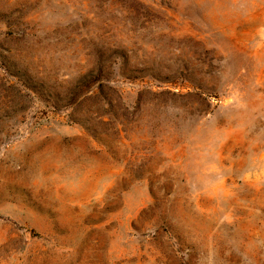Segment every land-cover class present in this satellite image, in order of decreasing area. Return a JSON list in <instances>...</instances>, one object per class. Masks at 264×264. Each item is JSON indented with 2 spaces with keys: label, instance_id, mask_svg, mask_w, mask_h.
Listing matches in <instances>:
<instances>
[{
  "label": "rangeland",
  "instance_id": "obj_1",
  "mask_svg": "<svg viewBox=\"0 0 264 264\" xmlns=\"http://www.w3.org/2000/svg\"><path fill=\"white\" fill-rule=\"evenodd\" d=\"M0 264H264V0H0Z\"/></svg>",
  "mask_w": 264,
  "mask_h": 264
}]
</instances>
